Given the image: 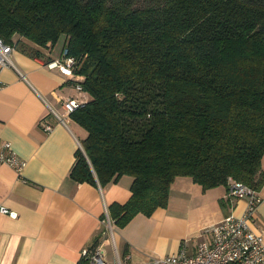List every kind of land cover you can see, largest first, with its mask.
<instances>
[{
    "label": "trees",
    "instance_id": "1",
    "mask_svg": "<svg viewBox=\"0 0 264 264\" xmlns=\"http://www.w3.org/2000/svg\"><path fill=\"white\" fill-rule=\"evenodd\" d=\"M17 36H62L76 60L88 99L70 117L86 135L69 175L131 177L114 225L165 206L178 176L264 186V0H0V37Z\"/></svg>",
    "mask_w": 264,
    "mask_h": 264
},
{
    "label": "crops",
    "instance_id": "2",
    "mask_svg": "<svg viewBox=\"0 0 264 264\" xmlns=\"http://www.w3.org/2000/svg\"><path fill=\"white\" fill-rule=\"evenodd\" d=\"M15 40L9 64L0 67V144L8 142L23 165L17 171L0 163V206L15 213L0 211V264H77L82 248L96 242L110 263L154 264V258L182 247L191 252L209 238L213 224L244 212L245 200L229 197L225 185L204 189L191 177L178 176L165 206L114 225L108 209L129 198L131 177L101 185L69 175L86 131L71 117L61 121L62 104L88 95L47 65L60 57L62 43L55 54V44ZM36 51L39 55H32ZM42 118L52 125L49 132L42 129ZM259 193L264 196V186ZM106 216L111 231L104 228ZM250 227L264 234V200Z\"/></svg>",
    "mask_w": 264,
    "mask_h": 264
},
{
    "label": "built area",
    "instance_id": "3",
    "mask_svg": "<svg viewBox=\"0 0 264 264\" xmlns=\"http://www.w3.org/2000/svg\"><path fill=\"white\" fill-rule=\"evenodd\" d=\"M13 45L5 42L0 37V67L9 64V54ZM63 55L47 63L50 67H57L67 77L74 76L76 60L72 56H66V50L62 49ZM78 90L80 87L77 86ZM82 100L68 98L63 102V118H69L70 113L78 108ZM41 119L40 123L45 132L52 129V125ZM0 163L13 166L20 171L23 161L10 148L8 142L0 144ZM227 195L231 198L244 199L246 206L244 212L237 216L229 213L222 220L209 228V238L196 244L191 252L182 247L175 253L159 256L153 259L154 264H264V234L254 231L250 227L258 204L264 200V196L249 185L238 180H230L227 187ZM2 213L15 215L5 206H0ZM106 231L112 230L111 221L106 216L104 219ZM84 259V260H83ZM77 264H121L110 263L106 259L105 251L99 243L92 248L84 247L80 252Z\"/></svg>",
    "mask_w": 264,
    "mask_h": 264
},
{
    "label": "rangeland",
    "instance_id": "4",
    "mask_svg": "<svg viewBox=\"0 0 264 264\" xmlns=\"http://www.w3.org/2000/svg\"><path fill=\"white\" fill-rule=\"evenodd\" d=\"M61 43H62V36L59 37V39L57 40V42L55 43V45H54V47H53V52H54L55 54H58V53H59ZM84 131H85V130H84ZM80 148H81V150L83 151V148L81 147V145H80ZM83 152H84V151H83ZM261 163H262V166H264V156H262V161H261ZM111 227H112V226H111Z\"/></svg>",
    "mask_w": 264,
    "mask_h": 264
}]
</instances>
